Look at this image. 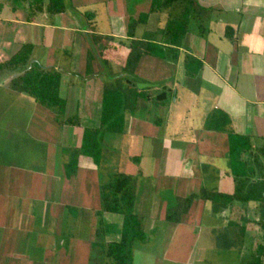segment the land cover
<instances>
[{"label":"crops","instance_id":"1","mask_svg":"<svg viewBox=\"0 0 264 264\" xmlns=\"http://www.w3.org/2000/svg\"><path fill=\"white\" fill-rule=\"evenodd\" d=\"M144 1L136 0L129 8L125 0H63L64 11L49 13V0H0V64L22 45H31L29 61L60 74L64 118H78L76 125L58 122L32 96L11 89L13 72L0 70V87L33 106L45 121L39 123V136L22 135L23 142H15L6 150L7 160L0 161V264H111L93 244L121 239L123 215L103 211L100 199V185L118 172L134 179V209L145 233L144 240L133 243L131 264H256L259 256L264 264V204L234 202L214 212L211 201L196 199L179 222L165 219L168 200L174 197L203 188L234 192L227 132L249 137L253 151L264 142V0H197L208 11L206 31L187 32L178 47L162 42L166 11L150 13L146 23L137 25L135 38L160 43L164 55L140 56L131 80L146 84L147 93L132 112H125L123 132L106 133L102 147L118 139L129 149L125 135L145 137L146 131H158L157 176L162 183L150 178L142 155L127 151L122 159L103 148L98 165L78 153L76 170L67 175L83 129L99 127L103 84L108 75L121 74L130 41L128 19L149 10L150 5L140 7ZM103 19L107 26L98 28L95 21ZM92 35L102 39L95 43ZM103 38L119 42L124 55L117 60L109 56L103 64ZM88 52L93 57L91 74H86ZM159 91L164 96L157 100ZM148 107L165 109V120H140L136 113ZM172 107L183 109L191 122L182 134L170 128L174 133L163 135ZM220 113L228 119L226 131L207 129V119ZM243 158L253 167L251 179L264 190L263 157L257 162L245 153ZM131 161L140 163L141 173ZM118 163L129 167L121 170ZM157 242L161 248L153 253L150 243ZM212 248L216 252L210 253Z\"/></svg>","mask_w":264,"mask_h":264},{"label":"trees","instance_id":"2","mask_svg":"<svg viewBox=\"0 0 264 264\" xmlns=\"http://www.w3.org/2000/svg\"><path fill=\"white\" fill-rule=\"evenodd\" d=\"M40 2L41 0H35ZM46 10L49 13L62 12L65 10L63 0H49ZM166 11L167 17L162 29V42L173 47L181 44L187 32L195 31L204 34L206 28L203 20L208 11L202 8L197 0H151L149 10L132 18L127 24L128 53L123 59L121 74H110L105 80L102 90L101 113L99 127L84 128L81 144L77 151L72 153L67 164V175L76 170L78 153L90 157L98 165L102 157V138L106 133L120 134L124 130L125 112L133 111L137 100L145 97L131 79L143 53L155 56H163V46L152 40L135 38V30L138 24L146 23L148 15L153 12ZM91 39L96 43L102 39L99 35H92ZM105 45L113 47L114 41L109 38ZM119 44V42H118ZM120 45V44H119ZM31 45L24 44L8 60L0 64V70H8L15 75L10 80L11 89L27 93L35 101L48 111L52 112L55 119L60 123L72 125L78 124L77 116L64 118L66 101L59 96L60 74L55 70L44 69L38 62L29 61ZM107 57L100 58L103 64L107 63ZM92 54L87 53L86 74L93 73ZM116 60L121 56H115ZM163 92H157L155 98L160 100ZM228 119L225 114L220 113L215 118L207 119L205 127L209 130L226 131ZM228 135V157L231 172L235 180V189L232 194L202 189L198 194H190L185 198L174 197L169 199L165 219L168 222L177 223L181 215L187 212L191 203L196 199L209 200L213 211L231 207L234 202L247 204L249 201H257L264 204V190L261 185L251 179L250 173L253 167L249 159L243 158L247 153L249 158L259 161L264 159V142L256 151H253L249 137L227 132ZM101 209L103 211L117 212L123 215L121 227V239L119 242L107 244L95 243L98 250L102 251L111 264H131L133 243L135 240H144L145 233L142 230L141 221L135 212V185L131 175L122 172L114 173L108 180L100 185ZM261 247H257V251ZM256 264H260V256L256 258Z\"/></svg>","mask_w":264,"mask_h":264},{"label":"rangeland","instance_id":"3","mask_svg":"<svg viewBox=\"0 0 264 264\" xmlns=\"http://www.w3.org/2000/svg\"><path fill=\"white\" fill-rule=\"evenodd\" d=\"M125 1L127 2V6L130 8L132 3L135 2L136 0H125ZM146 1L147 2L144 1V4H140V7L142 6L143 9H147L148 6L150 5V1L149 0H146ZM143 12H146V10H144ZM130 19H132V18L130 17L128 19V21ZM95 23H96L98 28L104 29V27L107 26L106 19H103V21H98V22L95 21ZM103 40L106 44L110 41L109 38H103ZM113 41H114V43L117 42L116 40L112 39V42ZM105 45L101 50H99V52L102 53L103 57L110 56L113 59L117 55L118 56L124 55L123 53L125 52V48L122 49L121 45H119L118 43H115V45L113 47H107V48H105ZM91 52L93 54L95 53V57H96V52L93 51V48H92ZM108 77H109V75H108ZM141 84H143V83H135L136 87L139 90L145 89L143 91V93L145 95V93H147L146 92L147 85L143 84L145 87L142 88L143 85H141ZM148 94H151V92L148 91ZM148 108L149 109H145L144 112L138 111L136 113V116L138 115L137 117H140V120H142V121L147 118L146 121L149 124H153V123H151V121L155 120L157 117H158V120L160 117L162 119L164 118V120H165V117H164V113H166L165 109H163L161 107L157 108V109L155 107H148ZM182 110L178 107H172L171 112H170V117L167 118V119H169V122H166L168 124V127L166 129L163 128L164 129L163 135H166V134L169 135L171 133H174L173 131L170 130V128H178V130L181 134L183 132H185L184 130H187V128H186L187 124H190L191 120H190L189 115H186V117L183 116L184 114L182 113ZM42 117H44L43 114L36 111V110L34 111L33 106H31L29 103L27 104V102L25 100H23L21 98H16L14 93H11V92L9 93L8 91H6L2 87H0V161H6L7 160L8 154H6L7 153L6 150L9 149V151H10L13 147V144H15V142L19 143V144H21L23 142L24 138L21 137L22 135L30 133V134H33L35 136H39L41 134V132H40L41 125L39 123H45V121ZM166 123H164V124H166ZM161 133H162V130H161ZM144 134H145V137H143V134H141V136H138L137 134L125 135L124 143L125 144L127 142H128V144L130 143L129 149L127 148L126 145H125L126 146L125 148H122L123 146L121 145V143L118 144V142H117L118 139L113 140L112 142L103 145L102 148L104 150H106L107 152L115 153V154H113V156L121 157L122 159H123V157L126 158V156H127L126 152L127 151H129V153H132V155H134V152H136L139 156L142 155L143 159L146 160V163L144 165L145 171L150 172V178H152V180L157 179V180H155L156 184L162 183L161 182L162 179H160V177L157 176L158 172L160 171V167H159L157 159H158V156L160 155V151H161V149H160L161 136L159 137L157 135L158 131H156V134L154 132L152 133L150 131L149 132L146 131ZM110 135L113 136L114 134L111 133ZM115 135H117V134H115ZM131 163L134 164L133 167L134 168L137 167V169L139 170V173H141L140 171L143 168L140 165V163L138 161H136V162L131 161ZM120 164L118 163L119 167H121L120 168L121 170H123V169L126 170L129 167V163H124L123 165L122 164L120 165ZM130 166L132 167V165H130ZM132 171H133V169L131 170V172ZM99 174H100L99 176L101 177L102 173L100 170H99ZM135 179L138 182L140 181V183L142 182L141 178L138 179V176L135 177ZM209 183H212V180H209ZM158 187L159 186H157V188ZM140 195L141 196L144 195V192L142 191ZM162 195H166V194L162 193ZM204 233H205V228L203 231V237H205ZM150 244H151L150 249H152L150 251H153V253L158 252L159 249L161 248L160 247L161 244L159 242L150 243ZM97 249H98L97 246H94V251H97ZM212 252H216V250H214V248H212L210 253H212ZM233 252H235V251H233ZM214 255H216V254L213 253L212 256L214 257ZM211 261L213 263H215L214 259Z\"/></svg>","mask_w":264,"mask_h":264}]
</instances>
